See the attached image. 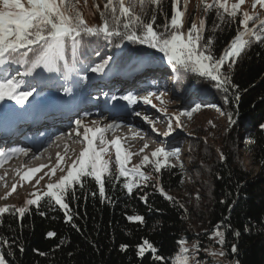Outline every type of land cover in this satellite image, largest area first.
<instances>
[{
	"label": "trees",
	"instance_id": "obj_1",
	"mask_svg": "<svg viewBox=\"0 0 264 264\" xmlns=\"http://www.w3.org/2000/svg\"><path fill=\"white\" fill-rule=\"evenodd\" d=\"M98 4L103 10V4ZM171 5V1H163L156 12L149 10L145 18L155 15V26L159 29L166 18H170ZM202 13L206 20L205 37L213 35V54L219 57L236 35L239 17L223 26V30L213 33V21L219 23L215 11ZM88 39L85 38L84 46L77 54L82 57L81 62L105 58V53L100 51L101 55L96 56L98 50L95 48L89 51L86 47L91 46L86 42ZM109 46L110 56L116 57L112 62L115 65L137 57V54L150 60L157 57L138 44L125 42L120 51ZM66 57L71 62L70 50ZM231 76L238 87L229 90L227 102L225 94L208 80L190 74L180 76L184 89L191 91L198 86L207 87L201 89L204 98L211 95L236 121L228 133L216 139L219 151L210 147L205 135L194 142L196 147L191 152V167L197 180L189 192L199 194L198 198L192 199L191 203L187 196L176 194L183 189V173L177 166L163 168L158 181L173 200L165 199L159 187L152 186L157 175L152 169L147 172L153 174V180L147 186L142 184L134 188L131 195L123 188L122 177L119 181L108 177L105 190L111 203L101 202L98 185L92 178H85V186L76 188L75 198L71 194L66 198L73 213L72 222H66L64 210L50 206L46 200L40 202L39 209L46 213L44 216L35 206H30L23 218L19 214L3 215L0 238L10 245L0 246L6 264H156L155 254L146 252L144 258L136 254L137 246L145 240L158 249L167 264H171L179 252L181 240H198L200 247H206L215 244L212 234L217 228L224 231L225 264L231 260H238L239 264H264V130L260 128L264 124V43L254 41L234 66ZM237 95L239 99H236ZM239 135L242 138L240 143ZM241 151L248 154L252 164L259 168L257 173L245 166L240 159ZM221 153L225 157L223 160L220 159ZM92 192L97 195L93 197ZM142 196L147 197V202L141 199ZM133 215L142 216L144 222L129 221L127 217ZM49 231L56 235L47 237ZM236 232L240 234L238 237ZM233 244L238 246L236 254L231 252ZM121 245L128 247L122 251ZM41 252L45 255H40Z\"/></svg>",
	"mask_w": 264,
	"mask_h": 264
},
{
	"label": "snow or ice",
	"instance_id": "obj_2",
	"mask_svg": "<svg viewBox=\"0 0 264 264\" xmlns=\"http://www.w3.org/2000/svg\"><path fill=\"white\" fill-rule=\"evenodd\" d=\"M246 0H200L201 10L208 14L215 11L216 20L213 21L212 31L223 30V26L230 25L237 21L239 27L236 30V35L230 40L228 46L223 50V54L216 57L213 54L214 38L213 35L205 37L206 20L203 18H195L191 21V26L185 30L187 21L186 9L189 0H171L172 14L170 18H166V22L159 26H155L156 16L145 18L146 13L144 8L146 4L161 6L162 0H105L103 10L98 3L93 2L92 8L99 13L100 23H94L86 18L85 13L77 6L79 0H0V101L10 100L15 101V104L24 106L29 97L37 92L42 81L36 80L33 77L38 69H42L47 73H56L67 83L71 80L72 75L80 71L77 69V54L84 46L85 38H102L108 45L116 48L123 46L125 42L146 46L161 53V62L166 61V65L170 66L171 71L178 79L181 75L190 74L198 78L208 80L214 88L225 94L227 102V93L230 89L237 88L232 81L231 72L243 54L248 50L253 42L257 44L264 43V0H251L250 8L252 11L243 10L242 6ZM183 3V9L180 5ZM85 6L88 0H84ZM137 5L140 6L141 12H136ZM257 6L261 11H256ZM94 15L90 9L87 16ZM119 41V43H114ZM70 50L72 60L66 57V53ZM96 56H100V52H95ZM113 61L112 56L102 58L99 63L94 66L86 67L87 71L92 73H104ZM22 66L24 71L13 66ZM15 72V74H13ZM37 75H39L37 73ZM26 77L32 79L25 80ZM84 79H87L85 76ZM24 85L25 88L21 86ZM63 91L66 94L71 93L70 87H64ZM166 93L161 92L157 95L155 92H148L145 96H137L132 92L127 95L116 97L112 96V100H123L127 104H136L142 100L145 104H152V97L161 101V105L167 103L162 97ZM236 99H239L237 95ZM153 107L156 105L152 104ZM204 105L195 104L190 110L180 113H173L168 116L167 109L161 107L159 110L168 116V127L162 135L169 136L175 128L182 127L181 117L187 116L191 118L192 113L198 111ZM211 107H216L211 105ZM220 110L219 108L217 109ZM223 114V113H222ZM140 115L139 112L136 113ZM147 120L148 118L145 117ZM229 125H233L236 121L232 118V114H228ZM153 126V131H156L155 122L148 121ZM175 124V128L173 127ZM211 123V122H210ZM76 129H74L77 137L82 136L83 147L76 159L71 161V164L66 168H60L62 175L55 183H48L44 190L35 189L29 194L24 206H8L0 207V223L4 214H19L23 218L25 212L30 206H35L37 211L40 209V202H46L52 206H58L64 210L66 222H72L73 213L66 202L69 194L75 198L76 188H84V179L92 178L98 185V194L101 202L111 203V200L106 195L105 184L108 177L119 181L124 178L123 188L128 195L133 193L134 188H139L143 184L148 185L149 181L153 180L151 172H145L143 169L151 167L152 172L156 173V183L152 186L159 187L161 194L167 200H173V197L165 193L162 186L159 185V174L165 167H174L171 165V158L179 159L181 152L180 148L168 149L163 145L154 149L150 155L144 154L139 164L126 166V161L130 159V155L144 153L149 147L147 143L139 149V153H125L121 156L120 139L117 138L112 143L115 144L116 154V173L110 171L111 157L105 158L109 152V148L104 146L103 132L117 127V125H107L104 129L96 127L93 129L84 123L83 120L75 121ZM264 130V124L260 125ZM80 129H83L81 132ZM97 133H101L100 144L97 149L93 147L94 139ZM91 134V135H89ZM71 135V134H69ZM142 139V137H141ZM29 149L15 148L11 150V154L22 153L27 156ZM10 156L5 150L0 149V165L5 162ZM65 157L57 154V167L59 162ZM220 159L225 157L220 154ZM40 171L39 168L31 169L25 173L22 179L29 180L33 173ZM51 173L54 175L56 167L52 168ZM45 173V176H48ZM44 179L41 176L40 180ZM22 186V185H21ZM17 188L16 184L12 185V191ZM11 192L0 199H7ZM91 195L95 197L96 192ZM199 194H197L198 198ZM142 200L147 202V197L142 196ZM181 208L184 206L181 204ZM41 216L46 213L39 211ZM127 219L132 222L143 223L144 218L140 215L128 216ZM222 226V225H221ZM73 227L76 225L73 224ZM47 237H54L56 234L49 231ZM238 237L240 234L236 232ZM215 236L218 237L217 243L225 244V237L222 232L217 230ZM9 245L7 240L0 238V246ZM10 246V245H9ZM127 245H121V250H126ZM197 245H193L195 249ZM179 252L174 255L171 264H190L187 255L189 249L186 243L181 240L178 243ZM23 251V248L20 249ZM154 255L156 264L164 261L166 258L158 254V249L149 241L145 240L141 245L137 246V256L144 258L145 253ZM231 252L236 254L238 246L233 244ZM40 255H45L41 252ZM213 256H223L225 253L221 250L219 253L213 252ZM0 264H6L3 253H0ZM233 264H239V261H234Z\"/></svg>",
	"mask_w": 264,
	"mask_h": 264
},
{
	"label": "rangeland",
	"instance_id": "obj_3",
	"mask_svg": "<svg viewBox=\"0 0 264 264\" xmlns=\"http://www.w3.org/2000/svg\"><path fill=\"white\" fill-rule=\"evenodd\" d=\"M163 1H167V0H162V2ZM168 1H171V0H168ZM73 2H75V0H73ZM93 2L94 0H88V4L87 6H85L84 0H79V3L77 6L85 13L86 18L88 20L94 23H100L99 13L95 12V9L92 8ZM104 2L105 0H95V3L103 4ZM230 2H235V0H230ZM199 4H200V0H189L187 9H186L187 21L185 23V30L191 26V21L193 19L197 17L203 18L202 17L203 11L201 10V7L198 6ZM250 4H251V0H246L245 4L242 6V11L243 10L252 11L250 8ZM180 7L181 9H183L184 7L183 3H181ZM157 8L158 7L155 5L146 4L144 8V12L147 13L149 10L150 12H156ZM90 9L94 12V15L87 16V12ZM135 10L137 13H140L141 12L140 6L137 5ZM256 11H261L259 9V6H257ZM170 12L172 14V8ZM165 22L166 21H164L163 24ZM102 40H103L102 38L88 39L86 40V42H89L91 46L89 47L86 46V47L89 49L90 52L92 51V48H95L100 52H104L105 53L104 56L106 58L111 55L109 54L111 48L107 44L106 41H105V44H103ZM96 42L97 44L95 45ZM100 44H103V45H100ZM143 47L150 53H153L154 55L157 56V58L155 59L156 63H154L153 65L154 68L151 67L150 65H145L144 63L140 62L139 59L144 56L143 54H137L136 60H134L133 57H130L129 59L124 60V62L123 61L120 62V64L115 65L114 63H110L109 67L106 68L105 72L102 73L101 75L103 76V78H108V79L109 77L110 79L115 77L117 80L120 79V82H121V79L123 77L131 74L129 77H127L128 78L127 82L129 83V86L136 85V87H139L137 90H133L132 92L137 96L147 95L148 92H155L157 95H159L161 92L166 93V95L162 97V99L164 101H167V103L163 105H161L160 100L156 99L155 97H152V104L156 105V107H153L152 104H145L143 101H138L136 104H131L132 107L129 110L130 114H128V116H126V114H123L129 122H134L136 120H139L140 122L146 123V125H148L152 130H153V126L148 121L149 120L154 121L156 131H154V133H152L149 136V138H146V141H149L153 146L151 148L145 149L144 153H139V149L143 147L145 143L141 144L136 141L126 142L124 140L127 143V146L130 147L129 150L126 151L124 149V146H122L120 142L121 156L123 158L125 153H129V154L139 153L135 155H130V159L126 161V166L131 167L132 165L139 164L144 154L150 155V153L154 149L162 146V143L168 149L180 148L181 152L179 155V159L171 158L170 160L171 165L177 166L183 173L182 175L183 189L176 194H179L181 197L187 196L189 198V201L192 203L191 200L197 198L196 194L189 192L190 187H194L196 184V180H197V177L195 176V173L193 172L192 167H191V160H192L191 152L192 150L194 151L196 147L194 146V144L197 141H199L198 137L205 135L204 137L205 139H207V141H209L208 144L210 145V147L214 149L215 151H219L220 145L217 141L218 136L219 135L222 136L223 134L228 133L232 129L234 124L231 126L229 125L228 114L224 112L223 109H221V107L217 104V101L211 95H209L208 98H204V94L201 93L202 91L201 89L205 90L207 87L198 86L195 88L196 93H190L187 89H184V87L182 86L181 78L180 77L178 79L175 78V74L171 71L170 66L166 65V61L161 62L160 60V57L162 55L161 53H159L156 50L147 48L146 46H143ZM128 48L130 49V47ZM121 49L122 47L115 48L114 50L120 51ZM77 58H78L77 60L79 64V61L82 60V57H77ZM83 58H86V57H83ZM94 58H96V56H94ZM114 60H115V57H113V61ZM87 61L88 63L84 62L82 65L79 64V66H76L77 69H80V71L72 75L71 86L73 85L76 88L78 87L79 90L82 89L79 87H84L89 82L94 81V79L88 77L89 73H92V72L87 71L86 67L94 66L96 63H99L101 60H95L94 62H92L91 60H87ZM17 67L19 68L21 72L24 70L22 66H16V65L13 66V68H17ZM142 68H145V69L148 68V69L142 71L140 70ZM122 70H124V73L122 72ZM13 74H15V72H13ZM91 75L94 76V74H91ZM77 76H80V79H74ZM85 76L87 77L89 81L87 83L79 85L80 83L78 82H80L81 80H84ZM29 79H32V77L25 78V80H29ZM50 79H47V80L44 79V81L49 82L51 81ZM74 80L76 81V84L75 82H72ZM105 81L109 82L110 80L105 79ZM148 81L153 88L146 89L142 87V85L143 84L145 85L146 82ZM174 81H175V84H177L178 82L179 84L174 86V83H173ZM47 84L44 86H41L40 84L39 89L46 88V86H50ZM100 84L101 83H95L94 85L100 91L102 90L101 92L103 93H104V90H106V87L108 86L112 87L111 89H115L116 93L122 89V88H119L120 87L119 84L115 86L111 84L106 85L104 82H103V85H100ZM100 86H103V87L101 88ZM127 89L129 90V88ZM127 89L123 91L126 92ZM25 90L27 89L25 88ZM11 102L12 101L10 100L3 101V105L7 107ZM195 104H202L204 106L201 107L198 111L192 113L191 118H188L187 116H182L180 118L182 127L175 128V124L173 123V127L175 128V130L169 136L162 135L165 131H167L168 116H171L173 113H180V112L188 111ZM211 105H215L216 107H211ZM161 107H164L167 109L168 116H166L164 112L159 110ZM136 108L139 109V111H142V113H140L139 116H137L136 113L133 114V111ZM218 108L220 109L219 111L217 110ZM115 112H117V114H121L122 108H120L119 110H116ZM101 116L103 117L106 116V113L104 114L103 112ZM145 117H147L148 119L146 120ZM109 120L110 119H108L109 123L114 121V119L112 121H109ZM83 121H86V120L84 119ZM86 125L91 127L92 123L88 122ZM95 126L97 127V125ZM80 131L82 132L83 129H80ZM74 136L76 138L72 145H74V148H76L77 150L72 152L73 155L67 156L65 161H60L59 167H57V160L54 159L53 164L48 166L47 170H42L40 172L38 171V172L33 173L29 180L20 179L19 174L10 176L8 179V183L4 184V187H2V190L0 191V197L6 196L8 192H11V195L8 196L7 199H0V207H3L5 205L24 206L26 199L30 198L29 194L34 191V187L35 189L44 190L45 186L48 183L50 182L55 183L57 180H59V178L62 175L66 174L65 172H61L60 168H66L68 165H70L71 161L76 159L77 154L79 155V152L82 151L83 147L86 146L85 143H82V136L81 137H77L76 135ZM71 137H73V135ZM97 137H98V134H97ZM97 137L94 139L93 147H96L98 149V147H101L102 145L100 146H98V144L95 145L99 141ZM205 139L204 141H206ZM240 139L242 138L239 135L238 143H240ZM109 140L111 141L112 139H109ZM104 146H107L109 148V152L106 154L105 158L107 159L109 156L111 157V163L109 165L110 171L112 173H116L117 166L115 162V154H116L115 144L112 145L111 142H109V143H105ZM240 159L244 162L245 166L251 172L257 173L259 171V168L255 167L252 164L251 160L248 157V154L244 153L243 151H241L240 153ZM55 166H56V172L53 175L50 170L54 168ZM150 169L152 168L146 167L145 169H143V171L147 172V170H150ZM45 173H48L49 175L45 176ZM41 176H44V179L40 180V183L37 185L36 181ZM17 178H19L21 182L19 181V183L17 184L16 190L13 192L12 185L14 181L17 180ZM5 180L6 179H0V182H3ZM196 226H198V223L195 224V229H197ZM195 229L193 228V230ZM217 230H219L220 232L224 234L223 230L219 228L215 229L214 233L212 234V240L214 241L215 244L208 245L206 247H200L199 245L200 242L198 240L184 241L189 249L187 255L189 257L190 264H225L226 262L225 255L223 256H220V255L213 256L212 255L213 252L219 253L221 250L224 252L223 245H220L219 243H217L218 237L215 236V232ZM193 245H197V247L193 249ZM0 253H1V249H0ZM201 255H203L205 258H202Z\"/></svg>",
	"mask_w": 264,
	"mask_h": 264
},
{
	"label": "bare ground",
	"instance_id": "obj_4",
	"mask_svg": "<svg viewBox=\"0 0 264 264\" xmlns=\"http://www.w3.org/2000/svg\"><path fill=\"white\" fill-rule=\"evenodd\" d=\"M80 76H77L74 79H80ZM41 81H42L41 86H44L47 83H49L47 85H51L50 81L47 82V81H44V79H42ZM72 82H75V84H76L75 80ZM91 82H89L84 87H79V88H82L80 90H86L87 91V90H90L91 88H93V85L95 83L92 85ZM115 85H118V84H114L113 86H115ZM96 89H97V87H96ZM103 95H105V94L103 93ZM89 100L91 103H97L99 101V99H92V98L91 99L89 98ZM56 104L57 105L61 104L59 108H62V107H64L65 102L61 103V101H58V102H56ZM25 111H26V113L24 115H22L23 112H21V111H20L21 115H17L16 113L9 115V117L13 116V119H9L7 121V124H13L15 122L16 123L19 122L21 119H23V117L27 116L29 109H27ZM123 114H125L123 111L121 114H117V112H114V114H112L114 117V121L111 123L108 122V119L106 120V122H104L102 120L101 121L98 120L97 118H93L94 121H98L96 125L101 126L102 127L101 129H104L107 125H112V124L117 125V127L108 129V130L103 132L104 142L105 143H109L111 141L113 142L117 138H119V139L125 140L126 142L136 141L138 143L144 144L146 141V137H149L152 133H154V131L148 125H146V123L140 122L139 120H136L134 122H129ZM6 118H8V116L5 118L1 116L0 121L4 122V121H6ZM27 119L31 122V117H27ZM87 120H89L88 122L92 121L90 118ZM87 120L84 121V123H88ZM12 121H13V123H12ZM104 124H106V125H104ZM69 134L70 133H68L67 127H65V128H63V130L61 131V134H60L62 136L61 137L62 143H54V142L49 143V144L45 145L44 147H42L38 150L30 151L27 156L20 153V156L22 155V158H20V156H19L20 160H14L15 162H13V161L8 162V165L5 167L0 166V179H6L5 181L0 182V191L2 190V187H4V184L8 183L7 175L13 176L17 172V170H20V169L28 167V166L33 167V168L28 169V172L31 169H37V168H39L40 171L47 170L48 161H51L56 156V154H58V153L59 154H62V153L68 154L69 152H72L71 150H74V149H72L69 145L74 143V140L76 137L75 136L71 137V135H69ZM100 136H101V133H98L97 138L99 139V141L95 145H97V144H98V146L101 145L100 144ZM141 137H142V139H141ZM109 139H112V140L110 141ZM112 142H111V144L113 145L114 143H112ZM152 146L153 145H151L150 147H152ZM98 149H99V147H98ZM53 150H55L57 152H54L53 154H51L53 152ZM8 193H10V192H8ZM234 261H236V260H231L227 264H233Z\"/></svg>",
	"mask_w": 264,
	"mask_h": 264
}]
</instances>
